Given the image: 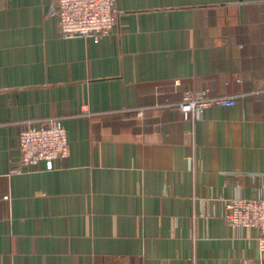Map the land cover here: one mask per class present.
I'll use <instances>...</instances> for the list:
<instances>
[{
	"label": "crops",
	"instance_id": "obj_1",
	"mask_svg": "<svg viewBox=\"0 0 264 264\" xmlns=\"http://www.w3.org/2000/svg\"><path fill=\"white\" fill-rule=\"evenodd\" d=\"M55 3L0 0V264H264L224 217L264 195V0H116L97 43ZM202 90L237 102L186 118ZM59 116L69 157L25 170L20 131Z\"/></svg>",
	"mask_w": 264,
	"mask_h": 264
},
{
	"label": "built area",
	"instance_id": "obj_2",
	"mask_svg": "<svg viewBox=\"0 0 264 264\" xmlns=\"http://www.w3.org/2000/svg\"><path fill=\"white\" fill-rule=\"evenodd\" d=\"M58 26L62 36H84L99 42L111 35L118 24L116 0H56ZM180 103L187 118H202L206 107L232 106L235 97L211 96L207 90L187 91ZM139 113H142L140 110ZM70 137L64 117H49L29 123L20 131V164L25 170L51 171L57 160L67 158L71 152ZM224 217L233 227L257 228L259 252L264 256V195H239L225 202Z\"/></svg>",
	"mask_w": 264,
	"mask_h": 264
}]
</instances>
